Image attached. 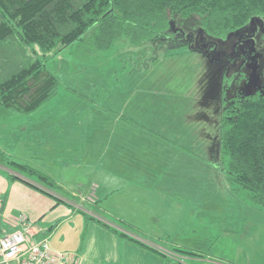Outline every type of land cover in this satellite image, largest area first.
Instances as JSON below:
<instances>
[{
  "label": "rangeland",
  "instance_id": "obj_1",
  "mask_svg": "<svg viewBox=\"0 0 264 264\" xmlns=\"http://www.w3.org/2000/svg\"><path fill=\"white\" fill-rule=\"evenodd\" d=\"M91 33L45 57L60 83L42 108L0 106V151L64 181L80 216L101 213L171 240L195 225L185 241L208 264H264V207L227 181L220 151L222 101L264 94V17L216 39L197 16L175 15L159 40L122 36L107 51L88 47ZM87 226L70 227L72 244L98 238Z\"/></svg>",
  "mask_w": 264,
  "mask_h": 264
},
{
  "label": "trees",
  "instance_id": "obj_2",
  "mask_svg": "<svg viewBox=\"0 0 264 264\" xmlns=\"http://www.w3.org/2000/svg\"><path fill=\"white\" fill-rule=\"evenodd\" d=\"M175 15L197 16L207 35L223 39L249 21L262 20L264 0H0V106L29 115L53 99L60 80L45 70V57L81 41L85 32L92 31L88 47L93 51H107L122 36L139 45L163 37ZM220 133L227 181L246 191L253 205L264 207V94L223 100ZM0 164L46 189L60 190L51 177L12 162L2 151ZM117 225L129 238L128 227ZM130 239L163 256L164 264H173L175 257L182 258L176 264L206 257L178 246L169 251L172 258Z\"/></svg>",
  "mask_w": 264,
  "mask_h": 264
},
{
  "label": "crops",
  "instance_id": "obj_3",
  "mask_svg": "<svg viewBox=\"0 0 264 264\" xmlns=\"http://www.w3.org/2000/svg\"><path fill=\"white\" fill-rule=\"evenodd\" d=\"M60 159L63 161L62 166L66 163L70 165V160H77V154L70 155V158ZM47 174L54 176L51 173ZM54 181L60 186V190L46 189L35 179L20 176L0 164V238L14 230L26 227L29 241L47 240L48 238L52 240L55 247L62 250L61 252L76 254L75 264H96L94 260L96 256L102 259L101 264H164L163 256L130 238L144 242L148 247L157 246L166 251H171L178 246L195 248L185 241L190 232H195V225L179 233L176 230L173 240H171L172 236L165 235V237L160 233H152L153 237L148 238L147 234L142 235L134 228L124 231L129 238L121 236L117 225L114 226V224L128 223L122 220H109L101 213L100 215H89L90 218L78 215L76 209L82 208L81 202L75 196L72 200L66 194L61 193L64 181L60 179H54ZM95 199L90 202L96 204L95 207L100 210L97 205L100 198L95 197ZM81 217L85 221H82ZM88 221H91V225L99 231L98 238L89 236L87 240L80 239L78 242L73 241L72 244L69 235L70 227L78 222L80 228L84 226L86 229ZM89 240H91L90 244ZM154 242L162 245L159 246ZM208 262L186 260V264H208Z\"/></svg>",
  "mask_w": 264,
  "mask_h": 264
},
{
  "label": "built area",
  "instance_id": "obj_4",
  "mask_svg": "<svg viewBox=\"0 0 264 264\" xmlns=\"http://www.w3.org/2000/svg\"><path fill=\"white\" fill-rule=\"evenodd\" d=\"M161 252L173 256L169 251ZM76 260V254L53 251L46 239L29 242L26 227L0 238V264H75ZM174 260L173 264L182 262V258Z\"/></svg>",
  "mask_w": 264,
  "mask_h": 264
}]
</instances>
